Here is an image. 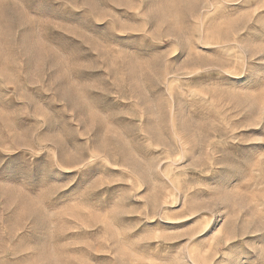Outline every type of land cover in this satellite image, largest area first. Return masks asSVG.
Segmentation results:
<instances>
[{
    "label": "rangeland",
    "instance_id": "374dc122",
    "mask_svg": "<svg viewBox=\"0 0 264 264\" xmlns=\"http://www.w3.org/2000/svg\"><path fill=\"white\" fill-rule=\"evenodd\" d=\"M0 264H264V0H0Z\"/></svg>",
    "mask_w": 264,
    "mask_h": 264
}]
</instances>
